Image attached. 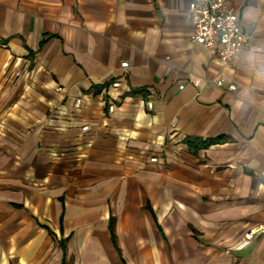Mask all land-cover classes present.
<instances>
[{
    "label": "crops",
    "instance_id": "1",
    "mask_svg": "<svg viewBox=\"0 0 264 264\" xmlns=\"http://www.w3.org/2000/svg\"><path fill=\"white\" fill-rule=\"evenodd\" d=\"M193 1L0 0V264H264V0Z\"/></svg>",
    "mask_w": 264,
    "mask_h": 264
},
{
    "label": "built area",
    "instance_id": "2",
    "mask_svg": "<svg viewBox=\"0 0 264 264\" xmlns=\"http://www.w3.org/2000/svg\"><path fill=\"white\" fill-rule=\"evenodd\" d=\"M191 16V42L214 50L224 64L233 63L239 51L249 45V36L241 27L238 15L229 0H198L189 5ZM118 84H116L117 86ZM221 86L220 81L217 82ZM228 90L235 92V85ZM113 110L114 106H110ZM247 241L264 238V224L250 228L244 235Z\"/></svg>",
    "mask_w": 264,
    "mask_h": 264
},
{
    "label": "trees",
    "instance_id": "3",
    "mask_svg": "<svg viewBox=\"0 0 264 264\" xmlns=\"http://www.w3.org/2000/svg\"><path fill=\"white\" fill-rule=\"evenodd\" d=\"M188 145L190 147H194V148H200V147H204L207 146L208 144H210V142H203L200 139H189L187 141Z\"/></svg>",
    "mask_w": 264,
    "mask_h": 264
}]
</instances>
